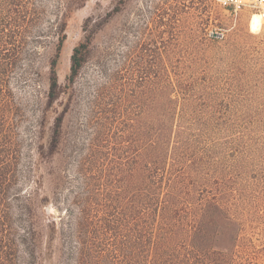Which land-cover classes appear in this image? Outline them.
<instances>
[{
  "label": "trees",
  "instance_id": "1",
  "mask_svg": "<svg viewBox=\"0 0 264 264\" xmlns=\"http://www.w3.org/2000/svg\"><path fill=\"white\" fill-rule=\"evenodd\" d=\"M79 1L68 0L54 26L45 109L62 91L57 57L65 17ZM46 6V0H0V264H38L54 240L55 223L37 215L51 203L39 196V178L35 190L23 188L37 166L23 162L22 109L11 86L12 79L31 77L29 65L47 38ZM239 20L223 8L217 22L211 18L204 49L130 51L111 84L108 78L94 88L80 121L86 133L74 150L75 176L56 178L52 194L58 207L59 192L67 190L65 210H76L67 229L57 228L67 241L66 259L264 264V85L255 83L264 42L248 41ZM91 44L85 38L73 47L67 87ZM64 142L57 116L40 154L60 155Z\"/></svg>",
  "mask_w": 264,
  "mask_h": 264
},
{
  "label": "rangeland",
  "instance_id": "2",
  "mask_svg": "<svg viewBox=\"0 0 264 264\" xmlns=\"http://www.w3.org/2000/svg\"><path fill=\"white\" fill-rule=\"evenodd\" d=\"M67 1L46 0L42 25L47 26L43 27L47 38H43L44 41L29 65L31 77L26 82L11 80L16 101L22 109L18 131L22 140L23 162L37 166L36 171L33 169L29 172L31 177L25 180L23 188L27 191L35 190L37 186L34 180L38 181L39 178V196L47 195L51 202L37 210L39 222L56 225L53 243L43 249L38 264H74L72 259H66L67 241L63 244L57 228L67 229L76 210L73 215L65 210L66 206L71 205V195L67 190L59 192L58 207L52 203L55 200L52 194L56 178L63 176L64 179H73L75 176L78 155L74 150L86 133L80 121L87 112V101L92 99L94 88L100 84L105 85L108 78L111 84L112 72L121 66L125 55L140 47L149 53L169 48L186 51L204 49L205 36L214 28L211 26V18L212 22H217L219 12L223 9L216 0L79 1L80 5L65 17L64 40L57 57L56 72L62 91L52 105L45 109L47 73L56 43L54 26ZM233 15L240 16L238 22L248 41L264 42V21L254 25V15L251 16L247 11ZM229 23L232 27L237 26L235 20H229ZM85 38L92 39V51L69 88L65 78L70 70V55L73 47ZM258 69L255 83L260 87L264 85V69L261 65ZM258 95L261 96V88ZM57 116L63 118V152L57 156H42L40 149L42 147L46 151L47 140ZM42 117L43 126L40 127ZM44 234L47 238L46 231Z\"/></svg>",
  "mask_w": 264,
  "mask_h": 264
},
{
  "label": "built area",
  "instance_id": "3",
  "mask_svg": "<svg viewBox=\"0 0 264 264\" xmlns=\"http://www.w3.org/2000/svg\"><path fill=\"white\" fill-rule=\"evenodd\" d=\"M226 10L237 13L247 11L251 16L256 14L264 21V0H216Z\"/></svg>",
  "mask_w": 264,
  "mask_h": 264
},
{
  "label": "bare ground",
  "instance_id": "4",
  "mask_svg": "<svg viewBox=\"0 0 264 264\" xmlns=\"http://www.w3.org/2000/svg\"><path fill=\"white\" fill-rule=\"evenodd\" d=\"M260 22V18L258 15L254 14V16L252 17V23L254 25L258 24Z\"/></svg>",
  "mask_w": 264,
  "mask_h": 264
}]
</instances>
